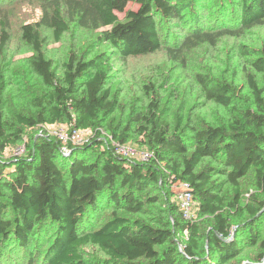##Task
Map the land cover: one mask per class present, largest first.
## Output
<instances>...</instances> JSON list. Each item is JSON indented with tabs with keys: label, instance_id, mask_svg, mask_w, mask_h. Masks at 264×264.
Wrapping results in <instances>:
<instances>
[{
	"label": "trees",
	"instance_id": "obj_1",
	"mask_svg": "<svg viewBox=\"0 0 264 264\" xmlns=\"http://www.w3.org/2000/svg\"><path fill=\"white\" fill-rule=\"evenodd\" d=\"M232 2L222 0L224 10L205 26L199 0H48L39 21L21 27L31 55L19 66L20 79L0 71V264H264V228L262 237L257 231L264 221V52L249 63L261 85L250 74L242 84L236 69L194 76L205 105L220 111L215 122L180 115L169 124L152 85L143 88L150 98L145 113L123 126L113 116L114 58L159 51L168 23L187 35L176 51L167 49L172 56L189 43L215 45L263 24L264 0ZM129 4L137 9L126 11ZM70 24L105 30L94 46L70 50L58 72L44 54L41 31L59 43ZM7 42L1 20L0 47ZM104 43L111 49L95 53ZM135 124L152 153L147 162L115 154L103 137L107 132L111 143L125 145ZM58 125L91 136L64 153L42 133L24 155L5 157L26 130ZM250 171L256 195L244 205L240 180ZM181 182L195 201L197 218L190 221L172 201L178 197L172 186ZM105 213L109 218L96 228ZM246 247L258 253L245 261Z\"/></svg>",
	"mask_w": 264,
	"mask_h": 264
},
{
	"label": "rangeland",
	"instance_id": "obj_2",
	"mask_svg": "<svg viewBox=\"0 0 264 264\" xmlns=\"http://www.w3.org/2000/svg\"><path fill=\"white\" fill-rule=\"evenodd\" d=\"M231 1H233L232 4L237 2V0H229V2ZM47 2L48 0H0V21H6L8 33L7 44L4 48L0 47V71L2 67H6L7 74L16 81L20 79L19 66L26 57L31 55L30 48L21 39V27L39 21L42 9L47 6ZM224 4L227 5L222 3V0H199L197 10L200 11L199 15L205 26L211 24L217 11L224 10ZM136 9L137 6L133 4L126 7V11H135ZM124 16V13L117 14L121 22L124 21ZM104 30L105 28L78 29L74 24H70L69 32L59 43L53 41L49 31L42 30V37L45 39L44 54L48 59H51L59 72V63L67 58V53L70 50H84L88 45L94 46L97 37ZM207 31L210 34L215 33V30ZM159 35L164 41L159 51L145 56L129 57L126 60L114 58L111 61L110 86L112 95L116 94L118 98L117 110L113 116L116 123L122 124V126L127 123L132 114L145 113L144 106L150 101V98L146 97L143 88L148 85L153 86L155 97L160 99V108L163 109V116L169 124L180 115L191 118L204 117L209 122L216 121L220 111L209 103L205 105V100L201 97L199 87L194 79L196 74L221 76L225 69L227 73L236 69L242 84L245 85V75L250 74L261 85L260 76L250 68L249 63L264 52V22L250 30L240 31L235 37L226 36L218 39L215 45L189 43L183 51L178 55L174 54V56L169 54L167 49L176 51L179 46H182V41L187 35L175 23L163 26ZM110 49L111 46L104 43L96 48L95 53ZM61 127L65 126H56V128ZM135 128H137L136 124L131 126V131L135 133V136L125 144V148L133 153L129 159L139 161L141 153L147 151H145L146 147L142 145L144 139L138 136ZM104 134L103 137H106L110 145L113 146L109 133ZM37 135H39V131L36 129L26 130L22 143L7 149L5 157L14 156V152L18 148H27ZM90 136L91 133L88 138ZM122 147L124 148V146ZM92 159L93 157L90 158V160ZM254 183L252 171L240 180L242 204H248L250 196L256 195ZM226 190L228 196L231 197V189L227 186ZM172 201L179 203V198L173 197ZM193 205L192 217L196 219L195 201ZM108 218L107 213L102 215L96 228ZM260 227L261 231H257L262 237L264 221ZM232 235L234 237V233ZM256 253H258L257 247H246L243 250L242 258L246 261L253 258Z\"/></svg>",
	"mask_w": 264,
	"mask_h": 264
},
{
	"label": "built area",
	"instance_id": "obj_3",
	"mask_svg": "<svg viewBox=\"0 0 264 264\" xmlns=\"http://www.w3.org/2000/svg\"><path fill=\"white\" fill-rule=\"evenodd\" d=\"M47 136H52L56 138L62 145L61 151L67 153L69 147H81L88 142V135L91 133L89 130H77L69 126L56 128V126H45L42 127L41 132ZM124 146V148L122 147ZM113 151L115 154L129 158L133 154L130 150L125 148V145H120L118 143H113ZM25 148L21 147L16 149L14 152L15 157H20L24 155ZM151 152H143L140 155L141 162H147L151 159ZM172 189L175 191L179 198L178 208L182 213V216L185 220H192V210H193V197L192 192L187 183L181 182L179 184L173 185ZM187 234V231H184V235Z\"/></svg>",
	"mask_w": 264,
	"mask_h": 264
},
{
	"label": "water",
	"instance_id": "obj_4",
	"mask_svg": "<svg viewBox=\"0 0 264 264\" xmlns=\"http://www.w3.org/2000/svg\"><path fill=\"white\" fill-rule=\"evenodd\" d=\"M231 237L233 238V235ZM244 264H247V263H244Z\"/></svg>",
	"mask_w": 264,
	"mask_h": 264
}]
</instances>
